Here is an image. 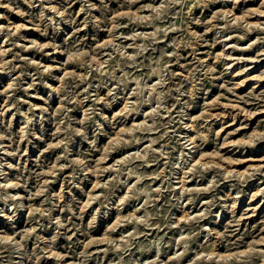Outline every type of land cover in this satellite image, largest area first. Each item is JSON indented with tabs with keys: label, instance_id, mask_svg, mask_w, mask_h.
Returning a JSON list of instances; mask_svg holds the SVG:
<instances>
[{
	"label": "rangeland",
	"instance_id": "rangeland-1",
	"mask_svg": "<svg viewBox=\"0 0 264 264\" xmlns=\"http://www.w3.org/2000/svg\"><path fill=\"white\" fill-rule=\"evenodd\" d=\"M0 2V264H264V0Z\"/></svg>",
	"mask_w": 264,
	"mask_h": 264
},
{
	"label": "clouds",
	"instance_id": "clouds-1",
	"mask_svg": "<svg viewBox=\"0 0 264 264\" xmlns=\"http://www.w3.org/2000/svg\"><path fill=\"white\" fill-rule=\"evenodd\" d=\"M179 2H181V0H172V3H179ZM0 7H11V5H10V3H9V4H4V3L0 2ZM53 47H55V46H53ZM48 70H49V69H46V71H48ZM162 79H163V78H162ZM137 83H139V81H137ZM100 86H106V85L102 83V85H100ZM110 94H111V93H110ZM137 94H138V95H142V91H141V92H138ZM158 98H159V99H162V98H163V93L159 94ZM143 102H144V103H147L148 101H143ZM105 103H108V101H105ZM154 143H155V141H154ZM73 163H75V164H83L84 161H82V160H80V161H73ZM56 223L59 224L60 222H59V221H56ZM145 223H146V222H145ZM11 243H12L13 245H17V241H15L14 239L11 241ZM17 246H18V245H17Z\"/></svg>",
	"mask_w": 264,
	"mask_h": 264
}]
</instances>
